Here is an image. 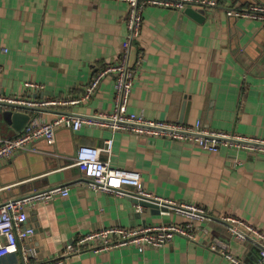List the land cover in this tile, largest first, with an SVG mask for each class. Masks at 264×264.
I'll list each match as a JSON object with an SVG mask.
<instances>
[{"label":"crops","instance_id":"1","mask_svg":"<svg viewBox=\"0 0 264 264\" xmlns=\"http://www.w3.org/2000/svg\"><path fill=\"white\" fill-rule=\"evenodd\" d=\"M264 0H218L204 8L201 21L184 9L148 5L132 51L143 55L127 110L155 121L178 122L233 135L264 139V23L232 17L227 7ZM194 9H200L195 8ZM203 9V8H202ZM125 0H0V95L66 98L79 95L96 70L113 63L127 33ZM114 74H105L86 101L33 111L47 121L62 112L92 115L114 108ZM26 81L40 86L27 88ZM25 111V110H24ZM27 111V110H26ZM23 128V127H22ZM0 112V138L15 136ZM112 136L110 165L138 170L145 190L177 202H192L212 217L194 221L198 240L175 236L161 246L132 244L69 255L63 264H231L212 238L253 263L258 247L232 237L224 214L264 229V152L221 145L207 151L191 142L139 135L81 124L59 126L52 141L33 142L35 151L16 152L0 161V203L10 198L67 187V195L26 207L34 234L22 242L35 260L58 256L78 234L112 225L133 228L184 223L179 213H156L129 196L93 190L73 163L77 146H102ZM264 264V259L262 260ZM0 264H23L20 252Z\"/></svg>","mask_w":264,"mask_h":264},{"label":"built area","instance_id":"2","mask_svg":"<svg viewBox=\"0 0 264 264\" xmlns=\"http://www.w3.org/2000/svg\"><path fill=\"white\" fill-rule=\"evenodd\" d=\"M128 4L126 17L127 33L123 41V50L113 63L106 64L96 70L89 83L77 96L66 98L45 97H8L1 96L0 101L21 105L48 108L55 106L75 105L89 99L105 74H114V108L110 112L99 111L92 115H76L62 112L52 120L47 121L40 115L31 116L24 127L15 136L0 138V161L9 158L16 152L35 151L33 142L40 138L52 141L55 129L59 126H70L78 129L81 124L109 127L111 132L120 129L133 131L143 136L167 137L174 140L191 142L207 151H217L221 145L236 149H248L264 152V139L233 135L226 132L203 129L200 122L194 125L178 122L155 121L146 119L142 114L128 112L127 103L143 55L138 51L134 58L131 53L136 49V43L142 26V12L148 5L163 6L181 10L186 7L211 8L218 6V0H125ZM228 16L256 19L264 23V2H251L248 5L227 7ZM1 70V67H0ZM27 88L39 91L40 86L32 81L24 82ZM112 136L105 138L102 146H77L73 163L83 173L87 184L93 190L111 192L119 196H129L137 200H146L159 206L160 212L169 214L176 212L184 215V223H158L127 228L112 225L97 230L78 234L67 242L63 251L52 260L41 263L35 260L33 248L24 245L34 234L35 226L29 221L26 207L39 202H46L56 195H67V187L53 186L47 190L32 192L27 195L10 198L0 203V257L20 252L23 264H63L71 255L84 250L94 252L111 248L135 246H161L171 241L175 236H182L190 241L198 240V230L207 231L205 227H197L194 221L210 220L212 217L198 204L192 202H177L154 195L145 190L138 170L124 169L110 165L108 159L101 157L102 153L110 154ZM137 203V202H136ZM140 209L139 203H137ZM228 225L232 237L238 241H251L259 248V258L254 263H248L230 252L228 242L212 238L210 246L217 249L231 264H263L264 259V229L250 224L235 215L224 214L219 217Z\"/></svg>","mask_w":264,"mask_h":264},{"label":"water","instance_id":"3","mask_svg":"<svg viewBox=\"0 0 264 264\" xmlns=\"http://www.w3.org/2000/svg\"><path fill=\"white\" fill-rule=\"evenodd\" d=\"M184 11L187 15L195 18L196 20L201 21L205 18L204 9L202 8L196 10L193 7H186ZM32 97L36 98L37 94L36 93L33 94ZM43 110H45V108H39L35 106H28V105H21L17 103H9L5 101H0V112L2 114L3 119L7 123L12 124L13 128L16 131H19L22 129V127H24V125L27 123V121L31 117V112L43 111ZM134 201L139 203V205L141 206L151 207L153 210L156 211V213L160 212L159 206L153 202H149L146 200H137V199H134ZM258 251H259V248H258ZM257 260H255L254 262H256Z\"/></svg>","mask_w":264,"mask_h":264}]
</instances>
